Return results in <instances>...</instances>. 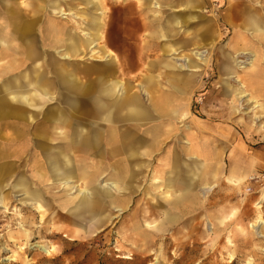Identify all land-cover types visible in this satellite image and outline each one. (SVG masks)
<instances>
[{"label":"crops","instance_id":"obj_1","mask_svg":"<svg viewBox=\"0 0 264 264\" xmlns=\"http://www.w3.org/2000/svg\"><path fill=\"white\" fill-rule=\"evenodd\" d=\"M103 1L90 0L98 8ZM69 3L0 0V126L11 128L4 134L6 140L0 142V160L17 156L14 153L20 151H16L15 139L26 130L28 135L47 139L48 148L42 149L40 163L31 161L32 156L25 160L30 178L18 175L14 179H25L20 185L29 191L48 183V206L52 207L57 197L50 195L52 186L76 188V196H58L61 201L55 202V217L67 219L72 225H83L82 221L89 218L90 226H95L93 220L100 214L101 205L120 206L112 192H120L128 184L129 162L158 152L165 137L176 138L175 120L191 103L194 79L201 70L198 62L210 59L205 49L209 42L212 46L216 43L219 72L237 82L231 87L240 97L246 94L257 107H264L257 99L264 95V0H108L114 7L109 6L105 19L101 20L97 11L93 20L85 22L87 26L80 23L81 27L72 20ZM48 7L66 20L60 23L48 17ZM209 11L212 14H207ZM180 32L188 33L181 38ZM154 38L162 44L155 43ZM222 39L227 40L225 44ZM106 43L114 44L117 57L110 50L104 51ZM150 46L161 48L158 51ZM202 47V51L195 50ZM183 48H189L190 54ZM49 49L62 61L50 56ZM150 51L154 55H148ZM86 55L94 61L85 67L90 73L84 76L90 80L77 76L74 63L67 62ZM240 70L247 72L240 75ZM121 71L123 76H119ZM225 85L230 89L228 83ZM2 96L11 103H4ZM46 101L55 103L48 112L43 106ZM34 114L41 115V122L33 120ZM13 116L28 119L29 125L12 120ZM197 135L191 131L184 134L188 155L200 158L210 171L214 165L212 147L202 141L205 149L196 148L198 141L192 139ZM241 143L246 145L243 139ZM87 155L114 159L106 163L111 172L99 177V164L84 161ZM1 161L3 190L10 167H3ZM112 165L120 170L115 171ZM197 165H187V179L180 180L176 172L172 176L169 172L167 180L153 177V183L160 186L178 181L185 184L186 191L179 197L169 196L167 214L181 200L190 202V181L195 176L192 170ZM258 168L264 169V146L245 148V165L238 173L245 177ZM208 174L211 177L212 170ZM242 176L232 174L227 178L239 184ZM78 183L84 186L79 188ZM187 205L184 211L191 209Z\"/></svg>","mask_w":264,"mask_h":264},{"label":"rangeland","instance_id":"obj_2","mask_svg":"<svg viewBox=\"0 0 264 264\" xmlns=\"http://www.w3.org/2000/svg\"><path fill=\"white\" fill-rule=\"evenodd\" d=\"M122 1L116 0L117 3ZM95 2L70 0L68 12L72 20L79 22L81 27L80 23L91 22L97 11L101 20L105 19L109 6L114 7L112 3L108 5V0L103 1L101 8L94 7ZM210 13L212 11L207 14ZM47 14L60 23L66 20L52 13L49 7ZM187 33L180 32V37ZM226 41L222 39L221 43ZM103 47L104 51L110 50L112 55L118 56L114 44L106 43ZM149 48L160 51L161 47ZM205 49L210 59H206V63L198 62L201 70L199 77L194 79L196 88L191 103L184 115L175 120L176 138L165 137L158 152L129 162L128 184L120 192H112L123 210L118 211L119 207L114 204L101 205L100 214L93 220L95 226H90L89 218L82 221L83 225H72L67 219L55 217V202L66 195L76 196L79 193L76 188L52 186L50 195H57L54 207L48 206V183L38 185L34 191L22 188L20 184L26 180L21 176L14 178L18 175L30 178L25 160L32 156L31 161L40 163L42 149L48 148V140L28 135L27 130L15 139L14 146L20 152L14 153L15 157L0 160L3 167L6 164L10 167L3 181L5 187L0 190V264H264V169L258 168L245 177L238 173L245 165V148L252 150L264 146V107H257L246 94L240 97L235 87H231L237 86V82L219 72L221 62L216 55V43L212 46L209 42ZM195 50L202 51L204 47ZM183 52L190 54L189 48ZM49 55L62 61L52 50ZM148 55L154 53L150 51ZM67 62L74 63L77 76L91 79L84 76L90 73L85 67L94 62L87 55ZM246 72L240 70L238 74ZM123 75L121 71L119 76ZM2 99L4 103H11L7 96ZM257 99L264 106V95ZM54 105L46 101L43 106L48 112V107ZM11 119L21 125L24 123L25 127L30 122L16 116ZM33 120L41 122V115L34 114ZM3 128L0 126V142L6 140L4 134L11 130ZM189 131L198 134L192 139L198 141L196 148L205 149L202 141H208L209 149L212 147L211 177L208 174L211 170L208 171L200 158L188 155L184 134ZM242 139L246 145L241 143ZM5 154L10 156V153ZM85 158L84 161L99 164V177L111 172L106 166L111 159L104 160L99 155ZM191 162L198 165L192 170L195 176L190 181V202L181 200L169 215L165 212L169 196L170 199L179 197L186 191L185 184L178 181L160 186L153 183V177L167 180L169 172L171 176L176 172L180 180L187 179V165ZM114 166L118 172V165L111 167ZM232 174L242 176L243 181L234 184L227 178ZM78 186L84 184L78 183ZM260 198L262 201L258 203ZM187 204L191 209L184 211Z\"/></svg>","mask_w":264,"mask_h":264},{"label":"bare ground","instance_id":"obj_3","mask_svg":"<svg viewBox=\"0 0 264 264\" xmlns=\"http://www.w3.org/2000/svg\"><path fill=\"white\" fill-rule=\"evenodd\" d=\"M109 4H110V3H109ZM28 53H31V52H30V51L27 52L26 55H27ZM196 55H198V54H196ZM238 61H239V60H238ZM26 95H27V94H26ZM32 112H33V111H32ZM261 197H262V196H261ZM88 208H89V207H88ZM88 208H86V209L89 210L90 208H89V209H88Z\"/></svg>","mask_w":264,"mask_h":264}]
</instances>
